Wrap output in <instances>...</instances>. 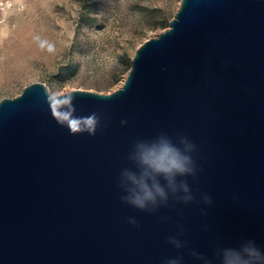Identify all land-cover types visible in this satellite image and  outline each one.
I'll use <instances>...</instances> for the list:
<instances>
[{
  "label": "water",
  "instance_id": "water-1",
  "mask_svg": "<svg viewBox=\"0 0 264 264\" xmlns=\"http://www.w3.org/2000/svg\"><path fill=\"white\" fill-rule=\"evenodd\" d=\"M46 90L0 100V264H161L177 255L166 238L178 226L183 264H200L193 249L216 264L215 249L242 238L264 250V0H181L121 88L65 92H77L75 115L100 117L94 136L58 125ZM161 132L197 145L188 182L211 206L121 204L128 152Z\"/></svg>",
  "mask_w": 264,
  "mask_h": 264
},
{
  "label": "rangeland",
  "instance_id": "rangeland-1",
  "mask_svg": "<svg viewBox=\"0 0 264 264\" xmlns=\"http://www.w3.org/2000/svg\"><path fill=\"white\" fill-rule=\"evenodd\" d=\"M0 100L42 82L47 90L110 93L136 49L169 27L181 0H2ZM168 20L162 28L160 23ZM88 21L92 23L89 24ZM55 45L41 49L36 39Z\"/></svg>",
  "mask_w": 264,
  "mask_h": 264
},
{
  "label": "clouds",
  "instance_id": "clouds-1",
  "mask_svg": "<svg viewBox=\"0 0 264 264\" xmlns=\"http://www.w3.org/2000/svg\"><path fill=\"white\" fill-rule=\"evenodd\" d=\"M41 49L55 52V45L36 37ZM75 93H61L46 90V103L52 118L71 135L87 133L94 136L100 126V117L95 113L77 116L74 106ZM122 120L121 124H126ZM197 145L185 134L177 133L175 139L166 132H161L150 139L138 138L127 154L130 167L121 169L117 177V187L121 190L120 202L140 212L156 213L169 204L191 205L199 202L211 206L212 197L206 192L194 193L188 178L195 179L200 171L194 154ZM201 215L206 216V208H201ZM127 223L137 225L135 217H128ZM176 235L168 236L167 243L177 250V255L165 257L161 264H183L184 256L180 252L185 247L182 239L183 226H178ZM190 255L200 264H213L209 256L193 249ZM214 259L216 264H264V250L254 239L242 238L237 246L217 247Z\"/></svg>",
  "mask_w": 264,
  "mask_h": 264
},
{
  "label": "trees",
  "instance_id": "trees-1",
  "mask_svg": "<svg viewBox=\"0 0 264 264\" xmlns=\"http://www.w3.org/2000/svg\"><path fill=\"white\" fill-rule=\"evenodd\" d=\"M88 23L91 24L92 22H91V21H88ZM160 25L162 26V28L167 27V25H168V20H164V21H162V22L160 23Z\"/></svg>",
  "mask_w": 264,
  "mask_h": 264
},
{
  "label": "built area",
  "instance_id": "built-area-1",
  "mask_svg": "<svg viewBox=\"0 0 264 264\" xmlns=\"http://www.w3.org/2000/svg\"><path fill=\"white\" fill-rule=\"evenodd\" d=\"M0 6H4V2L0 0Z\"/></svg>",
  "mask_w": 264,
  "mask_h": 264
}]
</instances>
